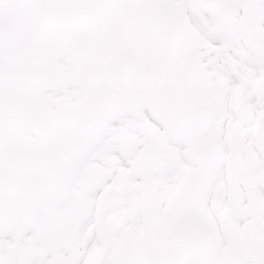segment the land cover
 I'll return each mask as SVG.
<instances>
[{
    "label": "snow or ice",
    "instance_id": "1",
    "mask_svg": "<svg viewBox=\"0 0 264 264\" xmlns=\"http://www.w3.org/2000/svg\"><path fill=\"white\" fill-rule=\"evenodd\" d=\"M0 264H264V0H0Z\"/></svg>",
    "mask_w": 264,
    "mask_h": 264
}]
</instances>
